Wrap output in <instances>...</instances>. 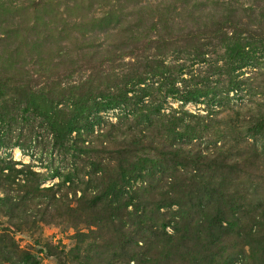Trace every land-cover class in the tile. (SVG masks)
I'll use <instances>...</instances> for the list:
<instances>
[{
	"label": "rangeland",
	"instance_id": "rangeland-1",
	"mask_svg": "<svg viewBox=\"0 0 264 264\" xmlns=\"http://www.w3.org/2000/svg\"><path fill=\"white\" fill-rule=\"evenodd\" d=\"M195 88L201 96L183 102ZM75 91L97 104L91 128L57 135ZM131 137L217 152L223 164L159 158ZM0 138V168L13 166L0 171L38 183L39 208L53 193L70 208L22 233L0 216V264H137L133 242L155 264H189L179 247L203 205L215 219L200 264H264V0H0ZM122 160L135 172L120 174ZM208 177L218 192L204 201L194 193ZM142 208L158 225L140 229Z\"/></svg>",
	"mask_w": 264,
	"mask_h": 264
},
{
	"label": "trees",
	"instance_id": "trees-1",
	"mask_svg": "<svg viewBox=\"0 0 264 264\" xmlns=\"http://www.w3.org/2000/svg\"><path fill=\"white\" fill-rule=\"evenodd\" d=\"M202 93L203 91H201L198 88H195L185 91V94L180 95V98L183 102L196 100L199 96H201ZM70 96H71L70 97L71 103L69 104V106L65 107L66 110L63 112L66 114L68 119L61 121V124L58 123L55 127L52 126L53 132L60 136L71 134V132L73 131H76L77 135L80 136L82 134L81 130L84 129L89 130V128H91V123H89L88 118L90 116L91 110L94 109L93 106L97 105L93 103V106H91V104L88 103L89 100L91 99V95L89 96V94L84 91L83 92L75 91L71 93ZM30 97H32V101H33L31 102L30 105H32V107L36 111H38V113L48 122L54 124L53 121H56L54 119V115H56L57 112L52 107H49V104L45 101L44 97L43 98L37 97L36 95L35 96L32 95ZM110 105L111 103L108 102L105 103L100 102L98 103L97 109L108 108L110 107ZM255 126L257 125L255 124ZM98 134L103 135L100 133ZM127 145H133L135 146V149L140 147L141 149L153 150L158 155L159 158H163V159L168 158L170 160L171 159L178 161L183 160L186 163H189L194 159L195 160L202 159V160H206V162L209 165L214 166L216 169L221 167L223 164V162L220 160L221 155L217 152H213L208 155H204L201 152L197 154L194 153V151L192 150H188L184 148L182 149L181 146H175L173 148L169 146L168 147L164 146L160 150L157 147L153 149L150 147V143L144 144V141H141L137 137L129 138V140L127 141ZM147 163H148L147 160H143L142 163L139 164L147 165ZM135 167L136 164H133V162L128 160H122V163L119 162L117 166L120 174L123 175H125L126 173L129 174L131 172L134 173L136 170ZM0 169L13 170V166L12 164L6 163L2 165ZM3 173H4L3 170H1L0 175L2 174L3 177H0V193H3V195L0 194V216L7 217L6 219L7 221L4 224V227H8V229L11 228L14 232L22 233L23 231L21 230L24 225L28 227H33L36 221H44V219H46V217L51 215L53 212H56L55 215H63L65 214V212L67 211L69 212L70 208L67 207L64 208V205L66 204L63 202L62 199H60V197L56 198L54 196V193L51 196L52 197L51 199H46L44 201L45 202L44 207L39 208V203H40L39 197L41 196L40 194L41 190L39 189L38 183L32 182L27 177L25 178V181L23 183L19 181L16 183L14 181V178L13 180H10L9 175L7 173L6 174ZM115 174L113 175V177L109 178L110 182H112V187L116 185L114 182L117 181V179H119L120 177V176H116ZM211 179L212 177H208L203 187L199 188L197 190V193H194V195H199L201 199L204 201H208L213 197H215L218 192V189L214 187L216 183V179L214 181H212ZM209 182H211L212 186H210ZM13 184H16V188L12 186ZM19 191L23 193L19 194L20 193ZM85 194L83 195V198ZM28 200L30 203L34 201V204L31 208H28V203H29ZM203 207L204 209L202 210V216L197 220V224H196L197 229H195L196 232L190 236V239L189 238L183 239L185 244L183 243L179 247L181 250L180 251L181 257H188L189 253L191 252V259H193V262H189V264H200L201 261L205 262L202 259L205 252V249L202 245L203 243L202 234L205 228L212 229V226L209 224L215 218H211V220H209L207 216L210 215L209 213H207L205 209V205H203ZM259 213H260L258 216L259 220L257 222L261 221L263 225L258 235L264 237V211H261ZM151 216L152 215L150 212H147L142 208L140 212V216H138L141 219L140 229L147 227L146 224L149 221H151V225H155V226L158 225L156 219L152 218ZM218 218H219L218 221L220 222L222 218L221 217ZM0 224L3 225L2 222H0ZM166 224L167 223L161 225L162 229H164ZM151 225L149 226L150 229L152 227ZM202 227L204 228L202 229ZM136 232L140 233L138 231ZM130 242H132V240H130ZM44 250L47 251L49 255H52L51 253L48 252V250H46V248ZM261 250L264 257V247H262ZM126 253L128 260H133L137 264L140 263L155 264L156 262H158V258H156L155 255L153 254V249L148 248L147 245L145 246V249L142 250V248L138 246V242L130 243V246L128 247Z\"/></svg>",
	"mask_w": 264,
	"mask_h": 264
}]
</instances>
